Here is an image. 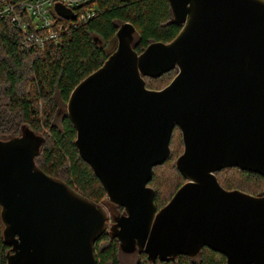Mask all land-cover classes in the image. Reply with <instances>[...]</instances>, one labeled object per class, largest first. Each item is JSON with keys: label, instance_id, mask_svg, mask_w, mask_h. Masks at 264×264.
I'll use <instances>...</instances> for the list:
<instances>
[{"label": "water", "instance_id": "95a60500", "mask_svg": "<svg viewBox=\"0 0 264 264\" xmlns=\"http://www.w3.org/2000/svg\"><path fill=\"white\" fill-rule=\"evenodd\" d=\"M168 2L183 26L172 42L138 54L135 28L123 24L116 51L71 93L75 146L108 201L124 209L109 230L122 252L169 262L209 248L227 264H264V195L227 190L216 176L238 168L264 177V0ZM175 69L164 89L147 88L145 78ZM176 128L184 143L176 168L187 182L158 210L149 184L171 156ZM41 144L28 127L0 139L8 264H97L107 214L36 165Z\"/></svg>", "mask_w": 264, "mask_h": 264}, {"label": "trees", "instance_id": "16d2710c", "mask_svg": "<svg viewBox=\"0 0 264 264\" xmlns=\"http://www.w3.org/2000/svg\"><path fill=\"white\" fill-rule=\"evenodd\" d=\"M2 5L0 1V8ZM91 5L97 9L96 17L87 23L72 26L60 42L49 43L43 49H25L23 35L11 17L0 16V138L17 137L23 127H28L42 141L35 157L36 165L50 177L64 181L76 192L100 205L103 201L109 202L107 193L75 146L77 132L67 112L70 95L116 51L117 33L123 24L134 26L133 47L138 54L152 43L172 42L183 26L173 20L168 0H92ZM177 73L175 69L156 79L145 78L146 86L151 90H162ZM176 131L180 132L176 128L173 136ZM171 158L172 150L168 161ZM159 167L154 168L149 186L155 191V205L161 210L187 180L177 170L184 183L177 187L167 202L161 204L159 191L153 187ZM225 170H235L264 184V177L258 174L227 168L216 173L223 188L255 196L264 195V190L250 193V189L234 187L221 180L220 175ZM117 209L124 213L123 208ZM11 250L4 240L0 219V264H8ZM95 254L97 264H227L224 255L209 248H204L195 258L179 256L169 262H150L145 253L122 252L119 240L109 230L97 241ZM125 257H134V262L123 261Z\"/></svg>", "mask_w": 264, "mask_h": 264}, {"label": "built area", "instance_id": "2783aa9c", "mask_svg": "<svg viewBox=\"0 0 264 264\" xmlns=\"http://www.w3.org/2000/svg\"><path fill=\"white\" fill-rule=\"evenodd\" d=\"M0 16H10L23 35L27 50L43 49L49 43H58L72 26L87 23L97 15L92 0H0ZM56 4L72 10L76 20H66L56 12Z\"/></svg>", "mask_w": 264, "mask_h": 264}, {"label": "rangeland", "instance_id": "374dc122", "mask_svg": "<svg viewBox=\"0 0 264 264\" xmlns=\"http://www.w3.org/2000/svg\"><path fill=\"white\" fill-rule=\"evenodd\" d=\"M171 150L172 158L156 170V181L153 186L159 191V200L161 204L167 202L176 192L177 187L184 183L182 176L175 168V163L178 157L184 152V145L179 131L174 133ZM220 178L234 187L242 186L244 187L243 189H250V193H258L264 190V184L262 182L255 179H249L235 170L223 171ZM100 205L104 208L108 218L106 230H110L115 223V217L120 216L121 213L117 207L110 202L103 201ZM134 259V257H125L123 258V261L134 262Z\"/></svg>", "mask_w": 264, "mask_h": 264}]
</instances>
